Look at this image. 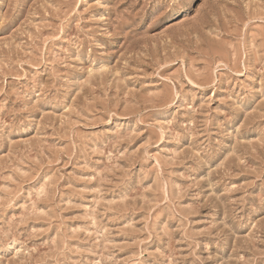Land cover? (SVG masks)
Here are the masks:
<instances>
[{"label": "rangeland", "instance_id": "1", "mask_svg": "<svg viewBox=\"0 0 264 264\" xmlns=\"http://www.w3.org/2000/svg\"><path fill=\"white\" fill-rule=\"evenodd\" d=\"M0 264H264V0H0Z\"/></svg>", "mask_w": 264, "mask_h": 264}]
</instances>
